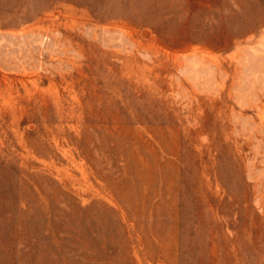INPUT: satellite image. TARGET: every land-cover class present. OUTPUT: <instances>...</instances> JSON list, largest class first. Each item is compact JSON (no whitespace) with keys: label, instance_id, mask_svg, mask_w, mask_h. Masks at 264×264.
<instances>
[{"label":"rangeland","instance_id":"rangeland-1","mask_svg":"<svg viewBox=\"0 0 264 264\" xmlns=\"http://www.w3.org/2000/svg\"><path fill=\"white\" fill-rule=\"evenodd\" d=\"M0 264H264V0H0Z\"/></svg>","mask_w":264,"mask_h":264},{"label":"bare ground","instance_id":"bare-ground-1","mask_svg":"<svg viewBox=\"0 0 264 264\" xmlns=\"http://www.w3.org/2000/svg\"><path fill=\"white\" fill-rule=\"evenodd\" d=\"M179 38H180V37H179ZM179 38H178V39H179ZM181 39H182V38H181ZM183 39H184V37H183ZM183 39H182V41H183ZM193 39H194V38H193ZM185 40H187V41H186V42L183 41V42H185L184 44H186V45H187V44L189 45V44H192V43H193V40H192L191 38H187V39H185ZM180 41H181V40H180ZM171 47H172V46H171ZM173 47H174V46H173ZM174 54H175V53H174ZM220 65H221V64H220Z\"/></svg>","mask_w":264,"mask_h":264}]
</instances>
